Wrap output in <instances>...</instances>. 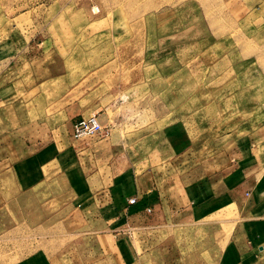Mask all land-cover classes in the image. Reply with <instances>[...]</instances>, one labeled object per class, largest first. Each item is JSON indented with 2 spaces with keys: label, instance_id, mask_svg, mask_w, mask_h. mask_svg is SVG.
Returning a JSON list of instances; mask_svg holds the SVG:
<instances>
[{
  "label": "rangeland",
  "instance_id": "obj_1",
  "mask_svg": "<svg viewBox=\"0 0 264 264\" xmlns=\"http://www.w3.org/2000/svg\"><path fill=\"white\" fill-rule=\"evenodd\" d=\"M10 82L32 105L41 92L56 127L71 101L102 114L111 160L167 163L178 185L162 192L190 200L118 233L109 164L49 145L0 162V264H264L249 233L264 211V0H0Z\"/></svg>",
  "mask_w": 264,
  "mask_h": 264
},
{
  "label": "crops",
  "instance_id": "obj_2",
  "mask_svg": "<svg viewBox=\"0 0 264 264\" xmlns=\"http://www.w3.org/2000/svg\"><path fill=\"white\" fill-rule=\"evenodd\" d=\"M40 69L37 76H34L33 87H40L51 72L46 68L44 75H41ZM25 90L30 91L31 87L25 88L24 92ZM18 93L14 82L0 87L1 163L26 162L53 144L70 148L73 152L84 153L92 159L105 161L114 172L111 183L104 190L105 195H108L109 208L114 216L108 224H111V227L117 226L114 230L118 233L121 230L123 233L128 229L132 230L135 225L166 224L172 217H176L178 212L186 210L184 208L190 200V190L186 192L187 188L185 189L184 185H182L184 192H181L183 193L181 196L178 193L176 197L167 198L166 193L162 192V189L166 187L178 185V181L169 182L171 177L168 172L160 169L167 163L161 162L156 167L138 174L134 167L125 166V162L120 164L118 158L111 160L112 144L105 138L93 137L97 134L81 138L73 136L74 123L85 118L88 113V109L79 100L71 101L63 107L61 110L63 122L56 127L46 117V100L45 97L42 98L41 92L35 96L39 100L33 105L30 98L17 97ZM32 107L35 110L33 114ZM99 118L104 122L102 114ZM237 188L233 187L230 190L231 193L238 194ZM129 198H137V202L130 204ZM261 228H264V211L249 225V233L254 234L250 243L253 244V250L258 248L259 252L264 251V245L261 244L260 239L261 234L264 235V229L261 230ZM252 257L257 256L253 253Z\"/></svg>",
  "mask_w": 264,
  "mask_h": 264
},
{
  "label": "built area",
  "instance_id": "obj_3",
  "mask_svg": "<svg viewBox=\"0 0 264 264\" xmlns=\"http://www.w3.org/2000/svg\"><path fill=\"white\" fill-rule=\"evenodd\" d=\"M104 130L105 127L102 126L98 116L94 114L89 118H82L81 120L74 123L73 136L75 138H81L84 136L101 134L104 132ZM129 202L134 204L137 202V198H131Z\"/></svg>",
  "mask_w": 264,
  "mask_h": 264
}]
</instances>
